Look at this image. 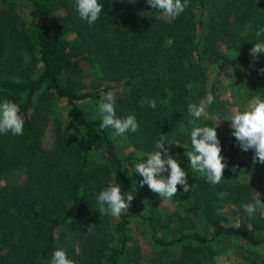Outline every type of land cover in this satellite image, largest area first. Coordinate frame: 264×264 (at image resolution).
<instances>
[{
  "label": "trees",
  "instance_id": "trees-1",
  "mask_svg": "<svg viewBox=\"0 0 264 264\" xmlns=\"http://www.w3.org/2000/svg\"><path fill=\"white\" fill-rule=\"evenodd\" d=\"M98 2L90 25L76 0H0V102L16 103L24 122L22 135L0 133V264H50L56 249L73 264H264V209L243 210L264 202V164L229 120L264 100V53L250 55L264 42V0H189L175 19L147 0ZM108 92L118 118L136 117L135 133L101 129ZM208 94L214 102L189 124L188 105ZM195 126L215 127L218 185L190 169ZM161 136L192 185L170 199L135 172ZM114 176L134 195L119 217L98 211ZM137 221L145 252L129 236Z\"/></svg>",
  "mask_w": 264,
  "mask_h": 264
},
{
  "label": "clouds",
  "instance_id": "clouds-1",
  "mask_svg": "<svg viewBox=\"0 0 264 264\" xmlns=\"http://www.w3.org/2000/svg\"><path fill=\"white\" fill-rule=\"evenodd\" d=\"M189 0H147L151 9L161 10L167 17L175 19L188 6ZM77 10L81 19L86 20L90 25L94 24L100 17L102 4L98 0H76ZM256 37L264 36V28L255 33ZM259 53H264V42L253 44L250 49V55L255 60ZM264 72V68L260 69ZM214 102L212 94H208L203 101L197 104H189L188 113L195 119H190L189 124L195 125L196 119H199L206 111L208 105ZM148 105L156 107V101L149 100ZM115 96L113 92H108L104 100L99 104V113L102 115L101 129H114L113 138L123 135L125 132L135 133L138 130V123L134 115H128L126 118H118L115 111ZM231 127L234 129L233 136L239 142L242 150H255V159L264 164V100L254 98L243 112H236L231 119ZM24 122L19 115V106L10 101L0 102V133H11L13 135L23 134ZM192 151L186 154L190 169L201 172L206 175V179L212 185H218L223 178L225 164L222 162L220 141L217 138L215 127L195 126L191 133ZM163 136L160 137L155 151L149 155L146 161L135 165V172L142 176L140 185L146 184L150 190L157 193L158 196L170 199L177 194V186H182V191L188 193L191 186L187 183L185 170L177 161L168 154L165 147ZM161 150H163V155ZM235 170V167L232 169ZM168 175L164 176L163 173ZM218 197L223 199L227 193L219 192ZM134 199L132 192L125 194L121 191L115 181V176L108 180V186L99 193L97 201L100 204L99 213L107 211L114 217H119L122 212H128L131 202ZM105 205L107 208H105ZM264 209V202L260 197L255 203L243 205V210L249 217L256 214L257 209ZM234 228H239V224H233ZM50 264H73L67 257L64 249H56L51 257Z\"/></svg>",
  "mask_w": 264,
  "mask_h": 264
},
{
  "label": "rangeland",
  "instance_id": "rangeland-1",
  "mask_svg": "<svg viewBox=\"0 0 264 264\" xmlns=\"http://www.w3.org/2000/svg\"><path fill=\"white\" fill-rule=\"evenodd\" d=\"M258 185H260L259 189L263 190L264 189V180L260 181V183H258ZM129 236L132 239V243H133L135 248H138L142 252L148 251V249H149V237H148L147 230L145 229V225L142 221L135 222L133 230H130V232H129ZM135 250L136 249H134V248H130V252L128 253V255L130 257L135 255V253H133V251H135ZM138 261H141V259H139ZM136 264H139V263L137 262Z\"/></svg>",
  "mask_w": 264,
  "mask_h": 264
}]
</instances>
